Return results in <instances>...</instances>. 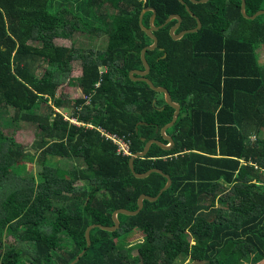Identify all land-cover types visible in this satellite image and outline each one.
Segmentation results:
<instances>
[{
	"label": "trees",
	"instance_id": "16d2710c",
	"mask_svg": "<svg viewBox=\"0 0 264 264\" xmlns=\"http://www.w3.org/2000/svg\"><path fill=\"white\" fill-rule=\"evenodd\" d=\"M183 1L0 0V264H72L84 250L77 264L264 261V15L244 18L240 0ZM185 5L201 27L173 40L175 19L159 28L170 15L181 18L175 33L196 27ZM147 8L158 27L149 78L181 112L167 131L174 147L153 145L135 168L160 169L172 185L139 215L121 214L120 230L94 229L89 246L90 226H114L117 210H138L142 195L167 184L131 169L149 141L170 144L161 130L175 113L131 76L153 44L140 26ZM260 10L264 0H245L248 16ZM76 33L106 41L57 43ZM65 85L82 96L71 100ZM23 123L36 129L31 146L16 137ZM101 128L130 142L132 155ZM138 231L145 239L133 257L119 240Z\"/></svg>",
	"mask_w": 264,
	"mask_h": 264
},
{
	"label": "water",
	"instance_id": "95a60500",
	"mask_svg": "<svg viewBox=\"0 0 264 264\" xmlns=\"http://www.w3.org/2000/svg\"><path fill=\"white\" fill-rule=\"evenodd\" d=\"M191 3L193 4H198V3H206L207 1L209 0H189ZM241 1V7H240V12L242 14V16L246 19H255L256 17L260 16V15H264V10H260L258 12H256L255 14H253L252 16H248L245 12V0H240ZM180 3L182 4H185V2L183 0H179ZM185 9L186 11L192 16L195 18L196 20V27L193 28V29H190V30H182L180 31L179 33H175V31L179 28L180 24H181V18L179 15H170L166 20L165 22L159 27H163L165 26L166 24H168L171 20L175 19L177 22L176 24L171 27L170 31H169V34L171 36V38L173 40H179L181 39L185 34H188V33H191V32H196L198 29H200L201 27V23L199 21V19L190 11L189 7L185 5ZM151 10L153 12V15L151 17V20H150V28H146L144 27L143 25V17H144V14ZM154 22H155V9L153 8H147L145 9L141 15H140V26L142 27V29L146 32V34L152 38L153 40V44L150 45V46H147L145 47L143 50H142V53H141V59H142V63L144 65V71H138V70H135L131 73V76L133 78V80L135 81H145L147 82L151 87L152 89H154L156 92L158 93H163L165 95V100H166V103L169 105V106H172L174 109H175V113H174V116H173V120L165 125L162 130H161V134L162 136L169 141V145H164L162 142L158 141V140H151L147 143L146 147H145V150L143 152H139L137 154H135L132 159H131V169L133 171V173L135 174V176L138 178V179H146L148 177H150L153 173H159L163 176H165V178H167V184L166 186L159 192V194L155 197H152V196H149V195H142L139 199V208L138 210L136 211H130V210H127V209H120V210H117L115 213H114V221H115V225L112 226V227H109V226H103V225H92L88 228L87 230V233H86V236H87V240H88V243H89V246L92 245V231L96 228H101V229H104V230H107V231H110V232H116L118 230L121 229V221L119 219V216L121 214H124V215H128V216H137L139 215L144 207H145V201H152V202H155L159 199V197L165 192L167 191L171 185H172V179L163 173V171H161L160 169H152L150 170L149 172L147 173H144V174H140L136 171V168H135V161L136 159L138 158H145L151 151V148L153 145H158L160 146L161 148H163L164 150H170L174 147V140L171 136L167 135V131L172 128L176 121L178 120V117H179V114L181 112V107L179 104L173 102L172 100V97H171V94L170 92L168 91V89L164 88V87H158L155 85V83L149 78V75L151 73V68H150V65L146 59V53L148 50H155L156 46H157V38L154 34V31L158 30V27H155L154 25ZM135 75H139L140 77L137 78L135 77ZM87 250H84V252L72 263V264H77L81 258L86 254Z\"/></svg>",
	"mask_w": 264,
	"mask_h": 264
},
{
	"label": "rangeland",
	"instance_id": "374dc122",
	"mask_svg": "<svg viewBox=\"0 0 264 264\" xmlns=\"http://www.w3.org/2000/svg\"><path fill=\"white\" fill-rule=\"evenodd\" d=\"M102 39V40H99ZM106 39L105 38H92L89 35L86 34H82V33H76L74 36V40L73 41H69V40H57V43L60 45H65V46H71L73 44V42H75V45L77 48H89V47H97L99 45V43L101 42H105ZM38 44V43H35ZM261 58L259 57V62L263 64L262 60H264V50L261 51L260 53ZM262 59V60H261ZM81 63L77 62L75 63L74 67H75V72H74V76L75 77H79L82 75V68H81ZM61 93H65L66 96H69L71 100H75L77 98H80L82 96V91L80 89L74 88L70 85H65L61 91ZM72 111H69V113L71 114ZM69 113L67 112L66 114L69 115ZM75 123H77V121H74ZM35 127L33 128L30 124H26L23 123L21 125V129L18 131V133L16 134V137L18 139L19 142L23 143L26 146H31L35 139H36V134H35ZM8 133L10 132L9 130L7 131ZM134 156V155H133ZM33 164H30L31 169L36 170V172H40L42 170V167L35 163L34 167L32 168ZM145 235L141 232H135L134 234L124 237V239L119 240L120 242V246L124 249H128V250H132V256L135 257L139 254V248L140 245L144 242V238ZM8 244L13 245L14 244V240L10 239L9 241H7ZM260 264H264V261L261 262Z\"/></svg>",
	"mask_w": 264,
	"mask_h": 264
},
{
	"label": "built area",
	"instance_id": "2783aa9c",
	"mask_svg": "<svg viewBox=\"0 0 264 264\" xmlns=\"http://www.w3.org/2000/svg\"><path fill=\"white\" fill-rule=\"evenodd\" d=\"M104 136L113 140L119 147V152L127 155H132L130 142L120 137L119 135L112 134L104 129H100Z\"/></svg>",
	"mask_w": 264,
	"mask_h": 264
}]
</instances>
